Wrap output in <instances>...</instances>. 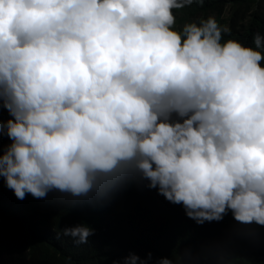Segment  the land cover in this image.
Instances as JSON below:
<instances>
[{
  "label": "clouds",
  "instance_id": "9594fccd",
  "mask_svg": "<svg viewBox=\"0 0 264 264\" xmlns=\"http://www.w3.org/2000/svg\"><path fill=\"white\" fill-rule=\"evenodd\" d=\"M195 2L0 0V177L18 199L147 180L198 224L264 226V36L224 41L214 17L175 30Z\"/></svg>",
  "mask_w": 264,
  "mask_h": 264
},
{
  "label": "trees",
  "instance_id": "16d2710c",
  "mask_svg": "<svg viewBox=\"0 0 264 264\" xmlns=\"http://www.w3.org/2000/svg\"><path fill=\"white\" fill-rule=\"evenodd\" d=\"M261 5L264 0H197L173 10L174 28L182 31L185 24L214 17L229 29L224 41L255 48L254 36H264ZM9 119L0 107V120ZM11 143L6 134L0 136V155ZM148 183L131 181L105 198H73L52 190L45 198L26 194L21 200L0 177V264H126L131 254L147 264L163 258L173 264H264V226L242 224L231 210L220 221L198 224L182 204L168 201ZM80 225L94 230L87 243L62 234Z\"/></svg>",
  "mask_w": 264,
  "mask_h": 264
},
{
  "label": "rangeland",
  "instance_id": "374dc122",
  "mask_svg": "<svg viewBox=\"0 0 264 264\" xmlns=\"http://www.w3.org/2000/svg\"><path fill=\"white\" fill-rule=\"evenodd\" d=\"M261 10H264V5H261Z\"/></svg>",
  "mask_w": 264,
  "mask_h": 264
}]
</instances>
